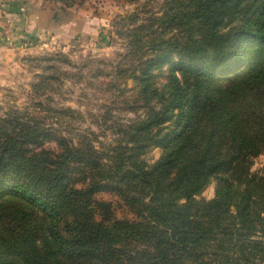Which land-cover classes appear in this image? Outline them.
Masks as SVG:
<instances>
[{"label":"trees","instance_id":"trees-1","mask_svg":"<svg viewBox=\"0 0 264 264\" xmlns=\"http://www.w3.org/2000/svg\"><path fill=\"white\" fill-rule=\"evenodd\" d=\"M113 28L125 52L108 74L117 89L135 82L126 110L143 115L91 113L84 128L72 108L51 109L78 119L60 123L0 107V264H264V170H251L264 154V0H165ZM54 81L31 87L42 97Z\"/></svg>","mask_w":264,"mask_h":264},{"label":"rangeland","instance_id":"rangeland-1","mask_svg":"<svg viewBox=\"0 0 264 264\" xmlns=\"http://www.w3.org/2000/svg\"><path fill=\"white\" fill-rule=\"evenodd\" d=\"M164 2L75 0L73 5L68 6L61 0H0V12L9 3L18 6L17 9L23 6L24 11L33 7L49 9L55 25L49 28V32L28 38L10 36L5 31L6 27L2 28L4 33L0 31V45L11 47L14 51L0 61V107L4 112L10 108L24 110L30 107V111L40 110L51 121L60 123H74L78 119L69 114L59 116L51 109L72 108L86 117L85 121L78 122L84 128L91 123V113L100 116L110 111L113 118L109 123L115 124L117 121L127 123L143 115V110L140 113L126 110L125 100L133 101L138 90L133 91L135 82L125 79L117 89L112 80L118 78L114 73L108 74L120 61L119 55L125 52L123 40L114 34L113 23L130 14L136 13L143 18L152 12L158 13ZM168 72L169 69L164 68L163 73ZM41 76H53L55 81L53 90L38 97L31 86L39 83ZM159 80L166 81L163 76ZM39 102L44 105L43 109L36 107ZM91 126L97 129L96 125ZM62 132L65 133V130ZM99 136L105 143L113 139L112 131L104 132L100 127ZM162 153L161 147L154 146L146 154V161L153 164L161 158ZM251 170L263 174L264 154L254 158ZM217 184L218 180L213 178L201 196L214 198ZM111 195L103 193L98 197L108 200Z\"/></svg>","mask_w":264,"mask_h":264},{"label":"crops","instance_id":"crops-1","mask_svg":"<svg viewBox=\"0 0 264 264\" xmlns=\"http://www.w3.org/2000/svg\"><path fill=\"white\" fill-rule=\"evenodd\" d=\"M13 4H5L4 10L0 12V31H5L10 36L15 35L16 38H28L31 36L42 35L49 32V28H54L52 11L46 8L33 7L24 11V7L14 6ZM17 9V10H16ZM52 23V24H51ZM19 45V44H17ZM22 47V45H21ZM14 51L11 47L0 45V61Z\"/></svg>","mask_w":264,"mask_h":264}]
</instances>
